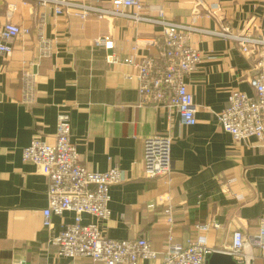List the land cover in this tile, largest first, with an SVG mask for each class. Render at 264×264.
I'll use <instances>...</instances> for the list:
<instances>
[{"label":"crops","instance_id":"0c3cea01","mask_svg":"<svg viewBox=\"0 0 264 264\" xmlns=\"http://www.w3.org/2000/svg\"><path fill=\"white\" fill-rule=\"evenodd\" d=\"M110 2L99 0L95 7L109 8ZM140 2L142 22L120 16L81 20L74 8L57 15L54 4L39 0H0V31L6 22L30 31L12 42L10 53L0 55V264H97L57 255L50 240L73 222L74 214L52 215L51 228L42 226L48 183L21 159L32 139L53 143L59 113L69 115L70 141L88 170L123 172L124 182L110 189L109 218L99 226L109 239L148 240L157 258L139 264L161 262L168 208L173 242L181 246L202 237L208 246L223 248L231 244L234 230L253 235L264 220V145L252 138L234 142L216 119L230 92L253 95L248 80L254 71L236 45L216 33L264 32V0ZM212 5L220 8L216 19L205 16ZM159 12L166 21L193 28L188 42L202 55L184 79L196 108L191 127L183 126L174 110L138 106L137 83L126 79L134 69L125 59L157 54ZM39 33L49 44L48 55L40 52ZM100 38H108L112 48L96 46ZM111 55L112 64L106 61ZM26 71L35 81L31 103L22 100ZM154 135L171 138L168 182L144 176V140ZM82 222L95 220L83 215ZM205 224L219 228L200 231ZM253 253L255 264H264V251Z\"/></svg>","mask_w":264,"mask_h":264},{"label":"built area","instance_id":"2783aa9c","mask_svg":"<svg viewBox=\"0 0 264 264\" xmlns=\"http://www.w3.org/2000/svg\"><path fill=\"white\" fill-rule=\"evenodd\" d=\"M43 5L54 4V12L62 14V8H74L73 15L86 20L95 17L99 20L115 16L126 17L134 22H142L143 6L140 0H111L109 8H96L99 0H82L81 3L39 0ZM87 1L88 4H84ZM201 4L200 2H197ZM133 9V14L124 10ZM220 8L212 5L205 8L206 18L216 19ZM68 13V12H65ZM162 26L160 41L157 44L156 56L129 57L126 65L134 69L127 80L137 83L138 106H151L154 109L174 110L183 126L196 124V108L184 79L201 62L202 55L192 48L188 35L194 31L185 25L172 23L163 19L158 13ZM29 29L6 22L0 31V55L11 51L12 42L20 36L28 35ZM233 42L238 51L253 63V74L248 84L253 95L247 96L239 91H232L227 98V106L216 115L219 127L236 143L255 139L264 145V32L244 29L231 33L224 29L216 33ZM38 44L42 55L50 52L48 42L39 33ZM96 46L111 49L108 38L95 40ZM133 48L132 51H135ZM106 61L116 62L113 55ZM22 100L31 103L35 97V81L30 71L23 73ZM171 138L166 135H154L144 140L143 162L144 176L148 179L169 181L171 174L170 150ZM24 163L33 164L39 174L48 183L47 207L42 211V226L51 228V216L64 212L74 214L73 222L50 240L57 248L60 257L88 258L97 264H139L142 261H153L157 252L152 250L144 238L114 240L102 235L99 222L109 218L110 189L124 182V174L118 168L106 172H92L82 163L74 145L70 141V118L66 113L56 117L55 134L52 144L34 138L22 150ZM167 248L159 264H207L205 256L222 253L230 256L236 264H255L254 249L264 251V220L259 223L253 235H245L238 230L232 232L231 244L223 248H214L206 244L204 238L189 239L185 246L173 242L172 208L166 211ZM88 215L95 222L84 224L82 216ZM209 228L218 229L217 224H205L200 231Z\"/></svg>","mask_w":264,"mask_h":264},{"label":"water","instance_id":"95a60500","mask_svg":"<svg viewBox=\"0 0 264 264\" xmlns=\"http://www.w3.org/2000/svg\"><path fill=\"white\" fill-rule=\"evenodd\" d=\"M207 264H236L228 255L222 253H212L205 256Z\"/></svg>","mask_w":264,"mask_h":264}]
</instances>
